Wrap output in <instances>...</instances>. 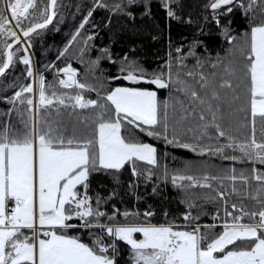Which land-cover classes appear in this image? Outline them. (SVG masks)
I'll return each mask as SVG.
<instances>
[{
  "label": "snow or ice",
  "instance_id": "snow-or-ice-1",
  "mask_svg": "<svg viewBox=\"0 0 264 264\" xmlns=\"http://www.w3.org/2000/svg\"><path fill=\"white\" fill-rule=\"evenodd\" d=\"M126 2L134 5L140 0ZM261 3L264 0H248L247 4L244 0H211L208 6L215 14L222 35L233 43L236 37L230 35L228 27L231 20L222 25L219 17H227L235 7L244 9V14L248 15L254 11V6ZM173 4L178 5L179 0H163L167 16L179 20ZM96 7L107 5L100 0ZM56 8L57 0H47V3L40 0L39 5L38 0H0V37H4L0 45L6 57L0 62V77L13 65L16 57L14 44H21L16 29H20L23 37L27 38L37 30L47 28L57 15ZM116 9L121 10V6L116 5ZM91 14L88 13L89 16ZM38 16L43 18L42 22H35ZM25 20L29 21L27 28L23 26ZM86 23L87 19L80 27ZM9 38L14 43H8ZM199 43V40H194L187 53V56L196 57L191 70L184 62L187 56L177 57L173 65L169 54L165 71L149 76L142 66L130 61L121 65L119 71L125 73L122 77H113L132 84L144 83L157 89L175 91L184 99L160 101L156 91L116 87L103 96L97 92L98 99L86 100L82 93L95 89L77 80V73L71 65L59 70L66 79H59L58 84L64 89H79L75 94H58L55 86L47 92L44 77H39L38 104L45 115H33L35 93L31 85L15 92L8 102L27 105V119L24 113L20 114V128L10 122L0 125V264H117V241L130 247L133 264H264V173L257 170H253L251 177L258 184L256 194L249 197L245 193L243 196L259 205V210L255 211H246L245 205H228V197L240 195V191L234 185L230 190H224L222 180L226 178L233 182L239 180L245 186L249 184V177L243 173L238 177L235 169L224 178L172 176L174 186L183 190L208 189L222 203L224 220L219 225L222 232L211 236L202 233L201 227L212 229L218 225H196L191 230H178L173 224L154 225L147 221L102 223L101 218L106 216L107 220L114 221L115 214L108 216L100 210L99 197L93 207L87 192L93 172L118 173L129 165L132 174L140 176L139 163L158 166L156 148L126 138L123 134L125 125L199 155L209 152L222 154L225 149H232L238 150L241 156H225V159H243L264 165V127L261 128L262 138L257 139L256 136L257 120L264 125V22L254 24L246 34L244 44L239 48L242 66L237 60L224 64L223 60L217 59L210 63L213 71L206 74L204 61L197 57L195 51ZM22 50L28 51L27 48ZM104 51L107 52L106 49ZM181 51V48L176 49L178 53ZM21 59L23 64H31L28 56ZM218 66H222V74L214 71ZM27 76L33 77L31 69ZM233 79L240 83L234 84ZM241 83L246 91V109L240 106L236 111L245 113L244 120L248 122L245 126H251V133L244 140L237 141L231 126L225 128L222 123L226 119L225 104L231 108L241 101L237 91ZM62 108L66 112L71 110L69 114L82 110L83 119L65 122L59 118ZM89 109L90 113L83 111ZM169 110L173 115L179 113L176 123L187 122L190 117L200 122L199 134L194 137L197 141L223 139L227 143L205 147L200 143L181 142L175 133L169 138ZM53 113L57 118H49ZM193 131V128H188V132ZM152 175L149 169L146 178L151 179ZM211 181L220 183L214 187ZM192 207L195 204L189 203V208ZM121 215L127 220L129 216L140 214L125 211ZM152 215V212L143 213L145 218ZM183 218L185 221L198 219L190 212ZM220 218L217 212L214 219ZM73 220L79 223L74 224ZM74 228L100 229L101 233H89L93 239L91 243H85L78 236L67 234ZM137 233L143 238H137ZM105 237L110 239L106 242Z\"/></svg>",
  "mask_w": 264,
  "mask_h": 264
},
{
  "label": "trees",
  "instance_id": "trees-1",
  "mask_svg": "<svg viewBox=\"0 0 264 264\" xmlns=\"http://www.w3.org/2000/svg\"><path fill=\"white\" fill-rule=\"evenodd\" d=\"M100 0H57V8L54 21L47 28L31 35L25 42L29 44L30 51L26 53L22 50L26 48L24 43L13 48L16 53L13 65L8 72L0 77V125L10 122L16 128L22 127L20 124L21 113L27 119V105L9 103L20 88L31 85L34 82L39 88V77H44L46 91L50 92L51 86H55L58 94H75L79 89H64L58 84L62 79L63 72L59 71L69 65L77 72V80L91 86L95 91H84L82 94L87 99H98L100 96L114 90L116 87H130L154 90L157 92L160 101H170L174 98L184 99L175 91L168 89H157L149 84H132L124 79H113L116 76H123L125 73L119 71L122 64L135 61L142 66L146 73L151 76L153 73L166 70V65L171 54L173 65L176 64L177 57L187 56L193 47V41L199 40V46L195 48L197 57L204 61V72L210 73L213 69L210 63L217 59L223 60L227 64L229 60L240 61L239 48L243 45L246 34L250 32L254 24L264 22V3L258 7L254 6V11L248 15L244 14V9L235 7L227 17H219L223 25L227 20H231L228 25L230 35L236 37L233 43L222 35L221 28L216 24V17L213 10L208 6L211 0H179V4L172 7L180 17L179 20L171 19L167 16V9L163 7V0H140L139 3L128 5L126 0H102L107 7H96ZM40 0H38V5ZM47 3V0H43ZM247 4L248 0H244ZM116 5L121 6V10L116 9ZM31 11V10H30ZM222 11V9L220 10ZM91 12V16L88 13ZM131 13V15H129ZM87 19L88 23L81 28L80 25ZM42 17H37L35 22H42ZM191 21V22H189ZM24 28L29 26V21L23 22ZM79 32L77 36L76 33ZM73 37L75 39L73 40ZM92 37V39H88ZM4 37H0L3 40ZM13 40L8 39V43ZM68 49L65 52V49ZM181 48V52H176ZM107 50L105 52L104 50ZM24 56H28L30 65L22 63ZM110 57V59H109ZM127 57V59H125ZM2 45H0V62L5 60ZM99 61L98 64L95 62ZM115 61V63H113ZM191 70L196 63V57L187 56L184 61ZM31 69L33 77L27 76V71ZM214 71L222 74V66H218ZM35 76V79H34ZM233 83L240 81L233 79ZM241 95V101L232 105L231 108L225 104V121L222 126H231L232 135L237 141L244 140L251 133V126L244 120V112H237V107L246 109V91L244 84L237 90ZM32 95V94H25ZM231 94L229 93V98ZM188 101L185 99V105ZM90 113L91 110H83ZM67 112L62 108V116L59 117L65 122H75L83 119L82 110ZM233 115L229 116L228 114ZM36 117L45 115L43 110L33 112ZM49 118H57L53 113ZM179 113L175 115L169 110V138L173 133L186 143H200L201 146L209 144L215 147L217 144H225L223 139L197 141L194 137L199 134L197 119L190 117L187 122L176 123ZM146 127V126H145ZM193 128V132H188V128ZM261 125L259 120L256 124L257 139H261ZM162 131V129H158ZM211 131V130H210ZM123 134L126 138L139 143H150L156 147L158 166L152 167L145 163H139L140 176L132 174L129 165L118 173L111 171L93 172L88 180V195L92 198L93 207L99 197L100 210L106 212L108 216L115 214V220H107V216L101 218L102 223L124 224L123 212L139 213L137 217L129 216L128 223H143L145 221L154 225L173 224L178 229L191 230L196 225H218L208 229L201 227L202 233L209 236L222 232L224 220L223 205L215 193L208 189L193 188L183 190L174 186L171 178L176 174L193 175L197 178L203 176H215L224 178L235 169V175L239 177L241 173L249 177L248 186L242 185L239 180L233 182L223 179L224 190H230L233 185L240 191V195L228 197V205L236 203L238 206L245 205L246 211L259 210V205L252 199H244L247 193L250 196L256 194L258 184L252 180L253 170L264 173V165L249 162L247 160L233 161L215 156L209 152L199 155L187 149L168 144L161 137L147 135L146 131L132 128L125 125ZM226 150V149H225ZM228 150V149H227ZM241 155V153H238ZM153 173L151 179H147V172ZM165 169L167 177H165ZM185 184L188 182L185 181ZM214 187L219 181H211ZM155 189V191H154ZM79 190V189H78ZM189 203H194L195 207L189 208ZM117 210H119L117 212ZM152 212L154 215L145 218L143 213ZM191 213L198 219L185 221L184 215ZM220 213V219H214L215 214ZM126 222V223H127ZM247 222V218L245 219ZM76 224L78 222L72 221ZM89 233H101L100 229H69L67 234L78 236L83 242L91 243L93 237ZM110 238L105 237L107 242ZM118 252L116 254L117 264H133L131 259V249L122 241H117Z\"/></svg>",
  "mask_w": 264,
  "mask_h": 264
},
{
  "label": "rangeland",
  "instance_id": "rangeland-1",
  "mask_svg": "<svg viewBox=\"0 0 264 264\" xmlns=\"http://www.w3.org/2000/svg\"><path fill=\"white\" fill-rule=\"evenodd\" d=\"M15 22L13 21V24H14ZM24 26V25H23ZM16 31L18 32V34L19 35H21L22 34V32H21V30L20 29H16ZM10 39V38H9ZM243 43H244V41H243ZM24 45H25V47L28 49V51H30V49H29V44L28 43H24ZM77 73V72H76ZM61 78L62 79H66V77H64V74H62L61 75ZM34 79H35V76H34ZM33 89H34V93H35V96H34V113H36L37 112V110H38V107H39V104H38V97H37V88H36V83L34 82V85H33ZM146 90H148V89H146ZM151 91H154V90H151ZM147 144H150V143H147ZM152 145V144H151ZM153 147H155L154 145H152ZM156 148V147H155ZM238 153H240L238 150L237 151H233L232 149H226L225 151H224V153H222V154H215V156H218V157H220V158H223V159H225L224 157L225 156H236V157H240L241 155L240 154H238ZM124 218V217H123ZM124 221H128V219L127 220H125V219H123ZM125 222V223H126ZM128 223V222H127ZM136 236H137V238H139V239H142L143 237H142V235L141 234H139V233H137L136 234Z\"/></svg>",
  "mask_w": 264,
  "mask_h": 264
},
{
  "label": "water",
  "instance_id": "water-1",
  "mask_svg": "<svg viewBox=\"0 0 264 264\" xmlns=\"http://www.w3.org/2000/svg\"><path fill=\"white\" fill-rule=\"evenodd\" d=\"M54 19H55V18H54ZM54 19H53V21H54ZM53 21H52V22H53ZM51 24H52V23H51ZM51 24H49V25H51ZM49 25H48V26H49ZM41 30H42V29L37 30V32H39V31H41ZM37 32H36V33H37ZM33 34H35V33H33ZM33 34H31V35H33ZM31 35H30V36H31ZM30 36H29V37H30ZM20 37H21V43H22V42H25V41L29 38V37H27V38L23 37L22 34L20 35ZM12 43H14V41H13ZM17 45H18V44H14V47L17 46ZM10 67H11V66H10ZM10 67H9V69H10ZM9 69H8V70H9ZM8 70L5 72V74L8 72ZM5 74H4V75H5Z\"/></svg>",
  "mask_w": 264,
  "mask_h": 264
},
{
  "label": "crops",
  "instance_id": "crops-1",
  "mask_svg": "<svg viewBox=\"0 0 264 264\" xmlns=\"http://www.w3.org/2000/svg\"><path fill=\"white\" fill-rule=\"evenodd\" d=\"M178 229V228H177ZM178 230H185V229H178ZM26 232H28V230H25ZM30 234V233H29Z\"/></svg>",
  "mask_w": 264,
  "mask_h": 264
},
{
  "label": "built area",
  "instance_id": "built-area-1",
  "mask_svg": "<svg viewBox=\"0 0 264 264\" xmlns=\"http://www.w3.org/2000/svg\"><path fill=\"white\" fill-rule=\"evenodd\" d=\"M73 221H75V222H78V223H79V221H78V220H73Z\"/></svg>",
  "mask_w": 264,
  "mask_h": 264
}]
</instances>
